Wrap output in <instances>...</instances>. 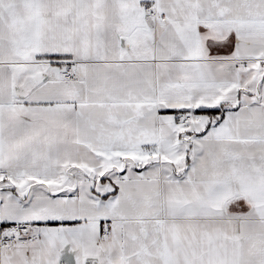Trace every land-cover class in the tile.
<instances>
[{
  "label": "snow or ice",
  "instance_id": "1",
  "mask_svg": "<svg viewBox=\"0 0 264 264\" xmlns=\"http://www.w3.org/2000/svg\"><path fill=\"white\" fill-rule=\"evenodd\" d=\"M0 264H264V0H0Z\"/></svg>",
  "mask_w": 264,
  "mask_h": 264
}]
</instances>
